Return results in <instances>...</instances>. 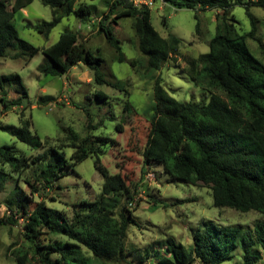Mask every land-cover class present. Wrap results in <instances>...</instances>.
I'll return each mask as SVG.
<instances>
[{"label":"trees","instance_id":"1","mask_svg":"<svg viewBox=\"0 0 264 264\" xmlns=\"http://www.w3.org/2000/svg\"><path fill=\"white\" fill-rule=\"evenodd\" d=\"M33 1L0 0V58L7 57V49L19 40L21 50L13 57L28 54L30 59L41 50L46 59L39 69L45 75L67 73L83 62L93 70V80L97 84H110L100 69L102 56H95L86 47L80 31L66 30L56 42L44 48L19 38L15 13ZM41 1L50 6L53 14L51 20L34 26L45 34H49L67 15L74 13L87 20L91 13L85 2L76 6L77 0ZM163 1L178 9H217L220 22L209 41L210 50L196 57L184 56L186 65L182 66L194 83L210 91L207 101H180L169 93L160 78L156 80L155 112L142 150L144 164L149 168L152 162H159L173 178L210 188L216 207L244 212L255 210L264 215V62L252 53L247 41L248 38H259V19L251 7H264V0ZM119 4L123 9H118ZM238 4L245 7L252 24L251 30L242 34L237 31L236 19L232 15V8ZM126 15L134 17L132 26L150 68L160 69L166 62L177 60L182 41L173 32L163 36L155 28L150 6L135 5L132 0H114L99 19L98 26L115 48L119 61H125L126 55L116 28L118 18ZM195 18L196 34L200 36L199 15L195 14ZM136 62L133 61L132 65L135 66ZM12 90L14 97L10 95ZM0 91L5 111L21 106L28 96V89L18 73L0 75ZM95 95L101 100L108 98L103 90L96 91ZM55 99L53 95H44L40 97V103ZM133 108L127 99L124 110ZM25 109L20 111L19 125L5 124L0 120L1 130L32 148L43 149L30 156H17L12 145H0V190L5 189L9 177L15 179L14 188L6 199L8 213L0 216V224H21L28 242L17 255V264H94V259L123 262L127 255L125 242L129 227L137 223L133 216L135 208L130 205L134 197L128 175L122 170L111 172L100 158L108 146L118 144L117 140L106 134H94L92 130L97 124L89 114L86 136L81 137L71 130L64 138L57 139V145L47 146L51 139L43 141L33 133L32 119ZM117 129H123L120 123ZM66 147L74 148L70 158L64 150ZM89 156H95V166L104 177L101 198H83L73 205L71 213L49 206L44 199H34L35 193L51 188L65 175L66 169L75 167ZM41 160L46 163L38 170L35 181L26 179L31 188L28 192L21 184L22 173ZM14 174L19 176L16 178ZM112 196L125 199L118 211L104 203L105 197ZM157 203L154 198V204ZM205 224V227L194 230L192 248L168 237L165 253L157 263L197 264L199 261L221 264L229 259L238 246L240 230L232 225L220 227L211 220ZM241 237V264H257L262 254L255 246L264 250V220H256L253 229L245 230Z\"/></svg>","mask_w":264,"mask_h":264},{"label":"rangeland","instance_id":"2","mask_svg":"<svg viewBox=\"0 0 264 264\" xmlns=\"http://www.w3.org/2000/svg\"><path fill=\"white\" fill-rule=\"evenodd\" d=\"M12 1V0H9ZM113 0H77L85 2L91 8L88 19L72 13L63 17L49 34H45L34 26L44 20H51L52 9L34 0L27 7L17 11L14 22L19 38L44 48L56 42L61 33L66 30L80 31L85 39V45L95 56H102L100 69L110 84H97L93 80V70L81 62L69 72L52 76L45 75L39 66L46 59L40 50L29 59L28 54L15 58L13 55L21 50L20 41L10 46L9 55L0 58V75L18 73L28 89V96L21 106H14L3 111L0 101V120L5 124L19 125V115L26 108L27 116H31L33 133L38 134L43 141L51 142L47 146L57 145L58 138H64L71 130L81 137L86 136L87 117L91 114L97 128L94 134H106L116 139L118 144L108 146L100 158L111 172L122 170L128 175L131 187L133 216L137 223L128 230L125 242L127 251L123 262H105L94 259V264H158V258L165 253L168 237L183 243L187 248L194 245L193 232L199 227H205L206 222L214 221L218 226L232 225L240 230H252L256 220H264V215L258 211H240L230 207L219 208L213 205L212 190L206 186L187 183L175 179L168 173L164 165L152 162L149 168L144 164L142 150L146 144L150 120L155 112L154 85L158 78L169 93L180 101H207L210 91L194 83L189 75L182 70L186 65L184 56L196 57L210 50L209 41L216 32L217 9L196 10L192 8H176L163 0H154L151 6L152 23L163 35L175 33L181 39L180 54L177 60L166 62L160 69L149 67L148 57L139 48V39L132 26L134 17L121 16L116 34L121 40V47L126 60L117 59V52L111 46L104 33L99 31V19L107 13ZM123 9V6L120 8ZM252 13L258 17V39L248 38L252 53L264 62V7L252 6ZM201 24L200 36L196 34L197 19ZM239 33L251 30V19L242 5L232 8ZM166 19V23H164ZM137 61L133 66L132 62ZM103 90L108 98L99 99L96 91ZM129 92V93H127ZM15 96L14 91L10 92ZM53 95L55 100L40 103V97ZM1 96V91H0ZM129 99L134 105L129 111L124 110L125 101ZM120 123L122 130L117 129ZM0 145H12L17 156H30L42 148H32L18 140L10 133L0 129ZM66 155L70 158L74 148L66 147ZM46 160L31 164L23 171L21 184L30 191L28 181H35L38 170ZM7 170L10 167L6 166ZM17 178L19 174H14ZM15 179L9 177L6 187L0 190V216L8 213L6 199L14 188ZM104 177L95 166V156L65 170V175L57 179L51 188L34 194L37 201L46 200L53 208L70 210L83 198L95 200L102 197ZM137 186V187H136ZM52 197H55L54 199ZM158 201L154 204V198ZM125 199L120 197H105L104 203L118 211ZM19 222H22L20 219ZM21 224H0V264H17V255L28 245L23 236ZM241 234L238 246L231 257L221 264H241L243 248ZM50 237V236H49ZM12 243H15L12 246ZM255 249L261 251L262 257L257 264L264 263V250L258 245ZM34 264H40L34 262ZM197 264H202L197 261Z\"/></svg>","mask_w":264,"mask_h":264},{"label":"built area","instance_id":"3","mask_svg":"<svg viewBox=\"0 0 264 264\" xmlns=\"http://www.w3.org/2000/svg\"><path fill=\"white\" fill-rule=\"evenodd\" d=\"M133 1V3L135 4V5H147V6H152L153 5V3H154V0H132ZM133 203L131 202L130 203V205H132Z\"/></svg>","mask_w":264,"mask_h":264},{"label":"water","instance_id":"4","mask_svg":"<svg viewBox=\"0 0 264 264\" xmlns=\"http://www.w3.org/2000/svg\"><path fill=\"white\" fill-rule=\"evenodd\" d=\"M122 7V5L121 4H119V7H118V9H120Z\"/></svg>","mask_w":264,"mask_h":264},{"label":"bare ground","instance_id":"5","mask_svg":"<svg viewBox=\"0 0 264 264\" xmlns=\"http://www.w3.org/2000/svg\"><path fill=\"white\" fill-rule=\"evenodd\" d=\"M114 1V0H113ZM15 56V55H14ZM10 86V85H9ZM7 87V86H6ZM10 89V88H9ZM13 89V88H12Z\"/></svg>","mask_w":264,"mask_h":264},{"label":"crops","instance_id":"6","mask_svg":"<svg viewBox=\"0 0 264 264\" xmlns=\"http://www.w3.org/2000/svg\"><path fill=\"white\" fill-rule=\"evenodd\" d=\"M3 111H4V108H3ZM5 112V111H4Z\"/></svg>","mask_w":264,"mask_h":264}]
</instances>
